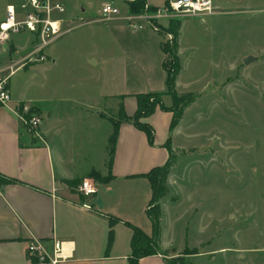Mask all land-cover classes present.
<instances>
[{
	"label": "rangeland",
	"instance_id": "374dc122",
	"mask_svg": "<svg viewBox=\"0 0 264 264\" xmlns=\"http://www.w3.org/2000/svg\"><path fill=\"white\" fill-rule=\"evenodd\" d=\"M56 1L64 5L65 20L79 26L46 49L59 42L66 45L57 67L44 69L51 63L48 57L10 78L12 97L54 99L53 92L80 96L86 90L90 91L88 97L95 98L105 79L108 88L112 78L120 81V74L111 70L109 45L106 50L101 40L114 24L109 20L93 22L101 17L100 6L105 0ZM10 2L18 0H0V21ZM216 2V14L174 16L172 19H179L175 32L163 33V41L175 48L179 59L175 91L183 111L186 108L171 145L167 194L159 200L162 228L168 230L173 243L165 252L177 253L176 257L190 264H264V251L260 250L264 248V0ZM126 3L115 0L118 16L126 12L125 7L126 15L130 14ZM122 20L128 24L124 17ZM85 21L89 22L81 24ZM165 24L167 29L169 22ZM28 37L27 33L16 36L14 42L22 45ZM95 51L98 64L86 63L84 55ZM250 55L258 59L244 64L243 56ZM6 60L0 57V62ZM36 65L39 68L35 70ZM132 77L139 86L141 74L132 73ZM71 83L78 87L70 88ZM169 96H163L162 102L170 106ZM115 104L108 100L105 106L109 116L118 120L122 113L114 110ZM79 112L84 113L76 109L78 116ZM100 125L94 127L96 136L87 151L94 163L103 145L99 134L108 129L109 136L113 128L110 120H102ZM146 200H136L134 213L135 220L149 228L150 220L142 209ZM120 229V236L126 235L127 241L131 228L122 225ZM156 249L160 251L159 245ZM199 252L197 257H187Z\"/></svg>",
	"mask_w": 264,
	"mask_h": 264
},
{
	"label": "crops",
	"instance_id": "0c3cea01",
	"mask_svg": "<svg viewBox=\"0 0 264 264\" xmlns=\"http://www.w3.org/2000/svg\"><path fill=\"white\" fill-rule=\"evenodd\" d=\"M164 1L146 0V5L158 7ZM105 2L116 5L115 0H105L101 5ZM213 3L217 7L216 0ZM125 6H128L127 3ZM125 11L121 16L108 19L114 26H110L109 32L101 36L105 49L110 48L111 70L120 74L119 82L117 78H112L113 83L108 88L105 79L95 98L88 97L90 91L86 90L80 96H57L53 92L54 99H35L18 94L12 97L11 107L0 106V175L13 180L0 184V264H51L37 262L27 253L28 243L37 240L48 251L55 241L72 245L71 257L59 264H129L132 230L126 241V235L123 238L120 236V226L136 223L134 226L145 234L152 233L151 222L148 228L135 220L136 200L147 199L146 206L142 208L146 212L151 186L143 174L166 162L169 154L165 143L169 139L170 147L173 146L182 119L170 128L172 113L156 108L144 120L154 130L153 144L131 122L121 121L110 177L106 167L108 129L99 134L101 145L103 143L99 160L94 163L87 157L88 147L92 146L97 132L94 127L100 128L102 120H113L105 106L108 100L116 103L114 110L131 116L136 109L134 94L166 89L162 35L149 28H130L122 20L127 13L126 7ZM121 32L126 35L117 34ZM59 43L46 51L51 63L44 67L45 70L57 67L66 46ZM83 59L86 63L94 64L100 60L96 51L88 52ZM38 66H35V70ZM138 72L142 79L136 86L132 73ZM178 84L177 77L176 88ZM77 87L75 83L70 85V88ZM18 101L31 103L41 116L44 141L25 133L11 109ZM163 104L169 106V103ZM78 108L84 111L79 112V116L75 113ZM185 112L186 108L183 117ZM93 171L98 172L101 178H92ZM84 180L92 184V195L87 197L77 189ZM72 181L76 182L73 184ZM108 217L119 220L112 227L113 239L109 245ZM162 219L161 212L160 251L140 258L138 264H167L168 259L177 256V253L165 252L173 243L170 233L167 235L168 230L163 231ZM260 250L264 251V248ZM200 254L187 257L192 259Z\"/></svg>",
	"mask_w": 264,
	"mask_h": 264
},
{
	"label": "built area",
	"instance_id": "2783aa9c",
	"mask_svg": "<svg viewBox=\"0 0 264 264\" xmlns=\"http://www.w3.org/2000/svg\"><path fill=\"white\" fill-rule=\"evenodd\" d=\"M64 12V5L56 0H18L17 3L10 2L6 5L4 16L0 21V57H7L6 61L0 62L1 107H11L10 78L27 65L44 62L47 58L48 46L79 26L66 21ZM216 13L217 8L213 0H165L162 5L156 7L155 11H144L138 15L127 14L124 19L134 30L149 28L160 34V28L174 16L205 17ZM119 14L118 6L105 2L100 6L101 17L93 22L112 19ZM136 20H141L143 23H137ZM26 33L29 37L24 44L18 45L14 42L16 36ZM168 36L171 37L170 34ZM11 109L27 135L44 141L41 133L42 118L31 103L18 101ZM77 189L87 197L91 195L92 184L84 180ZM71 251L72 245L62 241H55L50 251L38 240L30 241L27 245L29 256L40 263L59 264L71 257Z\"/></svg>",
	"mask_w": 264,
	"mask_h": 264
},
{
	"label": "trees",
	"instance_id": "16d2710c",
	"mask_svg": "<svg viewBox=\"0 0 264 264\" xmlns=\"http://www.w3.org/2000/svg\"><path fill=\"white\" fill-rule=\"evenodd\" d=\"M128 13L138 15L144 11H155L156 7L146 5V0H131L127 1ZM179 19H172L169 21L168 28L165 26L160 28V34L169 31L175 32L174 26L178 25ZM175 24V25H174ZM172 25V27H171ZM176 29V28H175ZM161 50L164 54L163 67L166 71V89L164 91H146L134 94L136 101V109L133 115L127 116L121 111V116L118 120H112V132L107 140V162L106 167L109 171L108 177H110V168L114 159L115 145L118 135L119 123L121 121H129L136 128L142 130L148 139L150 144H153L154 130L152 126L144 121L145 118L149 117L156 108H160L164 111H170L172 113V118L170 122V128L175 126L181 115L183 113L182 102L180 103L178 96H176L175 91V79L177 72L179 70V59L175 52V48L168 45L167 42L161 40ZM170 95L172 103L170 106H166L162 102L163 95ZM169 139L165 143V147L168 150V158L166 162L161 166H155L151 168L148 172L143 175L148 178L151 186V197L149 201V206L146 210V214L152 225L151 235L145 234L140 228L125 223L132 230V236L130 239L131 253L129 255V264H138L140 258L148 255H153L157 253L156 247L158 246V238L160 233V209L159 200L167 194L166 178L169 172V168L173 162V150L170 147ZM91 177L98 180L101 178L98 172L93 171ZM13 182L12 179H5L0 175V184ZM76 181H72L74 184ZM110 231L108 236V245L113 239L112 227L119 220L114 217H108ZM195 253V252H193ZM167 264H189V262L180 259L179 257L170 258L167 260Z\"/></svg>",
	"mask_w": 264,
	"mask_h": 264
},
{
	"label": "water",
	"instance_id": "95a60500",
	"mask_svg": "<svg viewBox=\"0 0 264 264\" xmlns=\"http://www.w3.org/2000/svg\"><path fill=\"white\" fill-rule=\"evenodd\" d=\"M258 58L256 56H246L243 58V63L249 65L251 62L256 61Z\"/></svg>",
	"mask_w": 264,
	"mask_h": 264
}]
</instances>
